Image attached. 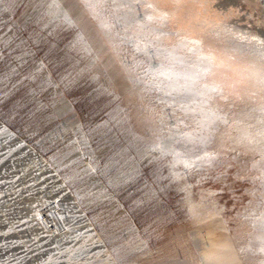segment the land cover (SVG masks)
<instances>
[{"label":"rangeland","instance_id":"obj_1","mask_svg":"<svg viewBox=\"0 0 264 264\" xmlns=\"http://www.w3.org/2000/svg\"><path fill=\"white\" fill-rule=\"evenodd\" d=\"M204 56L263 126L264 0H0V264H264V145L152 75Z\"/></svg>","mask_w":264,"mask_h":264},{"label":"bare ground","instance_id":"obj_2","mask_svg":"<svg viewBox=\"0 0 264 264\" xmlns=\"http://www.w3.org/2000/svg\"><path fill=\"white\" fill-rule=\"evenodd\" d=\"M204 57L205 58L199 59V64L197 68L190 67V68H184L182 70L181 69L175 70L173 69V67L171 68V67L165 66L166 68H161L156 71H153L152 75L154 74L157 76H164L170 79V82L168 80L167 91L172 92L174 90H184L190 93L188 98L193 101V105L189 106L188 108L195 109L194 107L196 108L198 107L202 111L200 115L201 126L198 129V131H200L199 133H201L202 139L207 138L206 136H210L209 138H213L220 142L230 141L232 143H242V145L248 144L251 147L260 148L262 145H264V125L262 126L261 124L259 128H247L244 125L238 123L239 121L238 112L239 111H236V109L234 110V108H231L232 110H229L230 106L228 105L229 109L222 110L220 109L219 106L209 103L208 97L211 95L213 91H218L220 87H218L219 86L218 80H216L212 75L207 73L208 68H209V64H208L209 61L208 59H206L207 58L206 56ZM137 69H138V66H137ZM143 77L142 78L140 77V79L137 82H135L137 87H140L143 85V81H142ZM261 77L264 79V75H261ZM135 78L137 79V77ZM144 85L142 87H144ZM198 96L199 98L197 100L196 98ZM189 102L191 101L189 100ZM246 110L247 111L246 112L243 111V113L245 112L244 114H246V117H251V116H254L257 109L251 106V108L246 109ZM243 117L244 116H242L241 118ZM220 123L223 125L222 129H220L219 127ZM192 133L196 134V132H192ZM81 226L82 224H79L77 227L81 228ZM44 250H46V248Z\"/></svg>","mask_w":264,"mask_h":264}]
</instances>
